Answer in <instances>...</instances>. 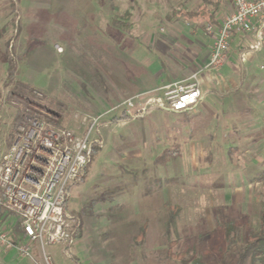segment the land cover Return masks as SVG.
Returning <instances> with one entry per match:
<instances>
[{
  "label": "rangeland",
  "instance_id": "1",
  "mask_svg": "<svg viewBox=\"0 0 264 264\" xmlns=\"http://www.w3.org/2000/svg\"><path fill=\"white\" fill-rule=\"evenodd\" d=\"M202 5L0 0V152L11 144L18 113L8 100L13 85L4 86L8 53L17 62V80L43 93L39 99L58 115L57 123L85 134L83 118L101 116L129 98L123 96L125 77L134 81L151 62L163 73L159 86L205 66L210 23L174 14L201 11ZM241 48L231 47L227 66L203 73L209 88L227 95H211L209 107L183 115L152 105L144 118L119 119L118 110L100 120L91 132L100 150L85 179L70 189L69 211L79 214L82 235L68 248L48 245L53 264H181L174 255L189 247L187 258L199 261L191 264H207L209 231L248 216L230 247L228 260L235 259L245 231L260 229L264 210V49ZM243 59L249 76L236 88L235 66ZM136 95L140 111L159 101L162 91ZM173 148L176 154L167 153ZM33 248L35 260L0 249V264H44L41 249Z\"/></svg>",
  "mask_w": 264,
  "mask_h": 264
},
{
  "label": "built area",
  "instance_id": "2",
  "mask_svg": "<svg viewBox=\"0 0 264 264\" xmlns=\"http://www.w3.org/2000/svg\"><path fill=\"white\" fill-rule=\"evenodd\" d=\"M206 33L213 37V46L202 69L159 88L162 98L140 111L136 103L141 95H136L101 116L84 117L83 123L89 124L85 134L60 126L58 115L39 99L29 104L32 114L17 126L11 144L0 152V249H17L20 255L35 260L36 246L43 253L44 264H53L46 247H70L76 240L78 221L65 206L72 185L82 178L90 161L93 143L99 141L91 139V132L100 120L118 110L129 118L142 117L152 105L172 112L195 108L204 97L203 73L218 71L227 63L234 36L252 37L247 48L264 49V0H233L232 10L221 15L220 25L208 24ZM37 97L43 94L37 92ZM16 227L20 233L13 236Z\"/></svg>",
  "mask_w": 264,
  "mask_h": 264
},
{
  "label": "trees",
  "instance_id": "3",
  "mask_svg": "<svg viewBox=\"0 0 264 264\" xmlns=\"http://www.w3.org/2000/svg\"><path fill=\"white\" fill-rule=\"evenodd\" d=\"M225 1L226 0H203V9L201 11H174V14L184 15L192 20L204 19L207 23L218 25V12L221 10ZM113 25L120 29H126L128 27L127 24L116 20H113ZM7 60L8 68L4 86L9 87L13 85L12 89H10L9 91L10 93L8 94V100H10L12 104L18 109V113L14 119V124L12 127L11 136L13 139L14 132L17 126L25 121V117L27 115L32 114L28 111L29 104L36 99H39V97H37V92H42L38 89L30 88L23 82L18 81L16 78L17 62L12 56L9 55V53ZM245 73L246 72L244 71L242 72L243 78ZM118 118L127 119L128 114L123 112ZM113 120H115V117H113ZM99 150L100 146L97 142H94L92 145L90 161L85 168L82 178L79 181H83L85 179L88 173V168L92 161V157ZM176 152H178L177 148L169 149L167 151V153H169L170 155L171 153L176 154ZM69 199L70 197L68 198L65 208L66 211L78 221L77 229L75 232V238H78L82 235L83 223L80 219L79 214L75 213V211L73 210L69 211ZM247 221L248 216H243L241 219L237 220L226 219L220 222L214 229L209 231L207 239V255H209L211 258L207 261V264H256L258 262L264 264V210L261 214L260 229H258L257 231H251L247 229L244 234V244L239 247L238 251L236 252L235 259H232L230 261L228 260V255L231 252L230 247L232 244H236L240 229L244 224L247 223ZM144 228L142 229L141 234L144 233ZM18 233H20V229L16 227V229L12 231V234L13 236H16V234ZM68 247L69 246H66V248ZM191 250L192 249L189 247L183 252L174 255V257H176L181 262V264H191V262H199L194 255L190 258H187V253H189Z\"/></svg>",
  "mask_w": 264,
  "mask_h": 264
},
{
  "label": "crops",
  "instance_id": "4",
  "mask_svg": "<svg viewBox=\"0 0 264 264\" xmlns=\"http://www.w3.org/2000/svg\"><path fill=\"white\" fill-rule=\"evenodd\" d=\"M227 8V10L225 9ZM232 10V4L231 5H228L227 2H224L221 10L218 12V25H215V27H218L220 25V18H221V15L224 13V12H227V11H231ZM208 36V35H207ZM208 38L210 39V48H209V53H208V60H209V57H210V53H211V50H212V46H213V37H209ZM252 40V37H246V38H243L241 37L240 35H236L233 37L232 39V45L231 47H233V52H236V47L237 46H242L241 49H246L248 52H250L251 49L247 48V44ZM242 42V44H241ZM244 42V44H243ZM245 50V51H246ZM244 51V50H242ZM232 57H235V54L234 56H231ZM230 59L227 61V63L223 66H227L228 64H230ZM157 66H159V63L158 62H151L150 65L147 67V68H142V71L141 72H137L138 73V78H134V81L131 80V78H126V90L123 91V96L125 97H130L132 95H135V94H140V93H144V91H154V90H158L159 88L163 87L164 85L168 84V83H171V82H175V81H169V82H166L164 84H162V86H159L158 84V80L162 77L163 73L162 71L161 72H158V68ZM249 66V64H247V62L243 59V62L241 61L239 63V66H235L236 70H237V73H239V77H240V81L239 83L237 82V80L235 79V81H233V86H235L236 88L241 86L248 78V74L247 73V67ZM153 68H155L156 70H153ZM239 69V70H238ZM246 72L244 74V78H243V75H242V72ZM203 80H204V84H203V90H204V97L203 99L201 100V102L195 107V108H198L200 106H207L209 107V104L207 105L206 103L207 102H213L212 100L209 101L208 98L213 95H217L218 97H225L227 95H225L226 93H222L221 91H219L218 89H215L214 87H210L209 86H213L212 84H210L208 78H204L203 77ZM141 84V86H140ZM218 97H215V101L217 102L218 100L220 101V98ZM214 100V99H213ZM195 108H193L192 110H195ZM192 110H189V111H184V112H181L183 115H186V114H189V112H191ZM123 112L120 113V115L122 114ZM175 113H180V112H175ZM118 115V117L120 116ZM116 116V115H115ZM146 115L142 116V117H137V118H144ZM127 119H130L129 117ZM16 229V228H14Z\"/></svg>",
  "mask_w": 264,
  "mask_h": 264
}]
</instances>
